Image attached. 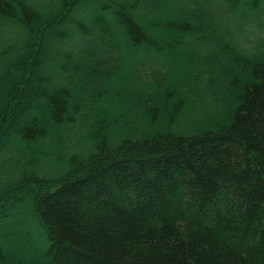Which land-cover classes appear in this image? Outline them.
I'll return each mask as SVG.
<instances>
[{
	"label": "trees",
	"instance_id": "16d2710c",
	"mask_svg": "<svg viewBox=\"0 0 264 264\" xmlns=\"http://www.w3.org/2000/svg\"><path fill=\"white\" fill-rule=\"evenodd\" d=\"M3 40L1 263L264 264V0H0Z\"/></svg>",
	"mask_w": 264,
	"mask_h": 264
},
{
	"label": "rangeland",
	"instance_id": "374dc122",
	"mask_svg": "<svg viewBox=\"0 0 264 264\" xmlns=\"http://www.w3.org/2000/svg\"><path fill=\"white\" fill-rule=\"evenodd\" d=\"M173 42L175 43V41H173ZM180 43L181 42L177 41V44H176L177 55L178 54L180 55L181 53L184 54V52H186V49H187V48L183 49V47H182V45H180ZM4 44H6V40L5 41L4 40L0 41V49L2 48V46H4ZM194 45H195V43L193 42V43H190L187 46H188V48H191ZM128 55H130V54L128 53ZM168 58H170V55H168ZM173 59H174V57H173ZM179 59H181V58H179ZM183 59H184V57H183ZM169 61H172V60H169ZM180 61L182 63L181 65H183V66L185 64H187L182 59ZM130 63H131V61H130ZM123 64L126 65V63H124V62H123ZM124 65L122 67H124ZM171 66H172V70H173L172 71L173 72V76L174 77L178 76V78H179L180 75H181V70H182L181 68L183 66H180V64H176V63H172ZM129 68L132 69L133 65L131 64ZM129 72L130 71H127L126 73H124V75L128 74ZM131 81L123 76V78L121 77L116 82H114L115 83L114 86L118 90H120V92L123 94V96H125V95L128 96V94H130V92L127 89H128V86L132 85ZM171 84H173V83H171ZM112 93H110L109 96L106 97V99L101 101V104H100L99 108H97L95 110V112H92V114L94 115L95 119H98V116H97V115H99L98 113H102L103 114L102 116L107 121V124H108L107 128L112 127L113 124L115 125V122L112 119L115 116H118V114H121L122 112H123V114L126 113L128 107H129L128 105L131 104V100L129 98L127 100L123 99L122 97H117L116 98V97L113 96ZM33 109H34V107H33ZM31 112L33 113L34 111L33 110L31 111V108H28V110L25 113H23L22 116H25L26 113L27 114L29 113L30 116H31ZM98 121H99V119H98ZM65 126L66 127L62 130L63 133L61 135H64L66 132L80 133L81 130L84 129V126L82 124V121H80V119L78 121H76L75 123H73V124H66ZM91 129H95V127L92 126V128H90V130ZM56 140H57V138L55 139V137L52 138V139H49V140L48 139H41L39 141V143L34 146V148L36 150L41 151L44 154H46L47 151L44 152V150L45 149L53 150V148H54V146L56 145V142H57ZM42 149H44V150H42ZM56 155H58V153H56ZM12 250H14L12 253L16 254L15 255L16 257L18 255V253H20V251H21L22 253L25 252V254H23V255H24V257L27 258V260H29V261L35 260V254L34 253H36V252L34 251L33 243H25V245L23 247L18 245L15 248H13ZM8 254H9L8 252H7V254H5L6 260L3 263L0 262V264H18V263H20V261L19 262L17 261L18 259L14 260V262H12L13 261L12 260V256H11L12 254L11 255L10 254L8 255ZM18 257H20V256H18Z\"/></svg>",
	"mask_w": 264,
	"mask_h": 264
}]
</instances>
